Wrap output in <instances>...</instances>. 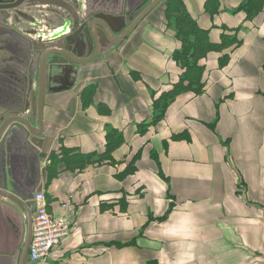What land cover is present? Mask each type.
Listing matches in <instances>:
<instances>
[{
    "label": "crops",
    "instance_id": "crops-1",
    "mask_svg": "<svg viewBox=\"0 0 264 264\" xmlns=\"http://www.w3.org/2000/svg\"><path fill=\"white\" fill-rule=\"evenodd\" d=\"M139 1L126 0L127 17ZM208 1L184 0L213 42L224 27L238 29V41L201 61L204 93L180 95L159 123L139 127L179 79L181 43L151 15L50 84L67 89L46 93L37 146L20 124L6 131L0 188L26 201L43 192L49 213L72 223L48 264H264V6L246 20L236 9L247 0ZM99 2L24 0L20 14L0 12V125L20 116L38 128L39 39L70 30L68 6ZM112 130L124 143L107 154ZM26 227L22 209L0 196V264H20Z\"/></svg>",
    "mask_w": 264,
    "mask_h": 264
},
{
    "label": "water",
    "instance_id": "water-1",
    "mask_svg": "<svg viewBox=\"0 0 264 264\" xmlns=\"http://www.w3.org/2000/svg\"><path fill=\"white\" fill-rule=\"evenodd\" d=\"M1 2V0H0ZM102 4H96L91 7L79 6L78 12L71 13L68 6L67 12L71 14H62L66 19V25L70 30L63 29V35L53 39V41H44L39 39V44L43 45L42 54L39 62V90L35 105L38 128L31 121L24 117L14 116L6 119L0 125V143L6 131L15 124L24 126L30 143L37 146L42 142L44 132V106L46 93L50 91L60 92L67 87L51 88L50 84L58 82L61 77L68 81L73 73L72 65H85L94 61L105 47L110 45H119L140 25V23L154 11L163 0H152L136 17L132 23L126 27V23L117 25L119 20H126L127 11L123 0L121 5L113 1V5H108L104 1ZM24 0H18L11 5H1L0 12L5 14L15 10L20 14L19 7ZM24 12V11H23ZM59 14V11H57ZM65 13V12H64ZM10 14V13H9ZM123 16V17H122ZM121 33L120 35H118ZM35 46V43H33ZM88 49L87 52L85 50ZM53 59L50 61V59ZM50 69L51 76H49ZM59 71L60 73H54ZM0 196L12 201L22 209L26 217V235L20 255V264H28L29 251L33 237V215L36 211L35 201H26L17 195L0 188Z\"/></svg>",
    "mask_w": 264,
    "mask_h": 264
},
{
    "label": "trees",
    "instance_id": "trees-1",
    "mask_svg": "<svg viewBox=\"0 0 264 264\" xmlns=\"http://www.w3.org/2000/svg\"><path fill=\"white\" fill-rule=\"evenodd\" d=\"M211 3L218 5L217 0H209L206 6ZM163 4L165 6L164 24L168 25V27H173L175 38L181 43V47L173 54V60L181 68L182 73L172 89L161 93L154 101L152 121L140 124L141 132L146 127L159 123L180 95L184 93L202 95L205 90L204 74L206 68L201 64V61L213 52L218 53L227 50L238 41L237 34L239 30L224 27L220 41L213 42L210 36L212 29L200 26L199 22L191 16L184 0H163L158 7ZM263 6L264 0H247L236 9V12H244L246 20L254 19L262 12ZM223 59L224 57L220 60L222 65L228 61L225 58L223 62ZM87 93L93 94V91ZM179 139L178 136H174V140ZM123 143V134L118 130L110 131L107 136L106 153L114 152ZM62 154L64 158L67 157L69 159L78 157L77 161H85L87 158H92V155L87 158L81 157L79 153L70 150H64Z\"/></svg>",
    "mask_w": 264,
    "mask_h": 264
},
{
    "label": "built area",
    "instance_id": "built-area-1",
    "mask_svg": "<svg viewBox=\"0 0 264 264\" xmlns=\"http://www.w3.org/2000/svg\"><path fill=\"white\" fill-rule=\"evenodd\" d=\"M35 202L37 207L33 215V237L28 264H48L53 250L59 247L71 232L72 223L65 217L49 213L43 192L35 195Z\"/></svg>",
    "mask_w": 264,
    "mask_h": 264
},
{
    "label": "rangeland",
    "instance_id": "rangeland-1",
    "mask_svg": "<svg viewBox=\"0 0 264 264\" xmlns=\"http://www.w3.org/2000/svg\"><path fill=\"white\" fill-rule=\"evenodd\" d=\"M17 1L18 0H1V2H0V4L1 5H11V4H13V3H17ZM67 1V0H66ZM98 1H100L99 2V4H102V0H98ZM146 1H148L145 5H144V7H142L141 8V5H139V3H141L142 4V1L140 0L135 6H134V9H133V11H132V13L130 14V16L129 17H125L126 18V20H119V22L118 23H116L117 25L119 24V25H121L122 23H126V27H128L131 23H132V21H133V19H135V17L137 16V14H139V12L143 9V8H145L152 0H146ZM90 7H91V5H90ZM153 13L151 14V15H161V16H165L164 15V13H165V6H164V4L162 5V6H160V7H158L157 9H155L154 11H152ZM150 15V16H151ZM149 16V17H150ZM123 17V16H122ZM147 18V17H146ZM145 18V19H146ZM142 23V22H141ZM166 28H168V30L169 31H171V32H174V29H173V27H168V25L166 26V24L164 25ZM121 33H119L118 35H120ZM127 39V38H126ZM116 46H118V45H116ZM54 73H60V72H57V71H55L54 70Z\"/></svg>",
    "mask_w": 264,
    "mask_h": 264
},
{
    "label": "flooded vegetation",
    "instance_id": "flooded-vegetation-1",
    "mask_svg": "<svg viewBox=\"0 0 264 264\" xmlns=\"http://www.w3.org/2000/svg\"><path fill=\"white\" fill-rule=\"evenodd\" d=\"M143 9H144V8H143ZM143 9H142V10H143ZM142 10H141V11H142ZM141 11H140V12H141ZM140 12H139V13H140ZM137 15H138V14H137ZM87 51H88V49H87ZM22 246H23V245H22Z\"/></svg>",
    "mask_w": 264,
    "mask_h": 264
}]
</instances>
